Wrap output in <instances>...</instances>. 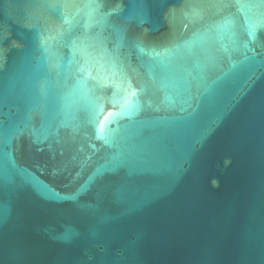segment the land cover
I'll use <instances>...</instances> for the list:
<instances>
[{"label": "water", "instance_id": "95a60500", "mask_svg": "<svg viewBox=\"0 0 264 264\" xmlns=\"http://www.w3.org/2000/svg\"><path fill=\"white\" fill-rule=\"evenodd\" d=\"M0 264H264V0H0Z\"/></svg>", "mask_w": 264, "mask_h": 264}, {"label": "snow or ice", "instance_id": "6c2138e0", "mask_svg": "<svg viewBox=\"0 0 264 264\" xmlns=\"http://www.w3.org/2000/svg\"><path fill=\"white\" fill-rule=\"evenodd\" d=\"M138 47L140 48L141 53H143L145 51V49L141 46L138 45ZM154 51V50H153ZM172 50L171 49H165L163 52H155L154 51V55L155 58L157 59L158 63H163V58L166 57ZM128 87L131 88V82H128ZM162 89L167 87V85H163L162 84ZM145 90L144 86H142L139 90H132L131 95L132 96H138L140 92H143ZM149 106H151V102H149ZM97 107L102 111V107L97 105ZM140 109V104L139 101H135L134 103L131 104H124L121 106V110L115 114L113 113H109V116L115 115V116H131L133 114L134 111H139ZM100 138L104 140L105 143H112V141L105 135H103L101 133ZM65 238H70V233H66L65 234Z\"/></svg>", "mask_w": 264, "mask_h": 264}]
</instances>
